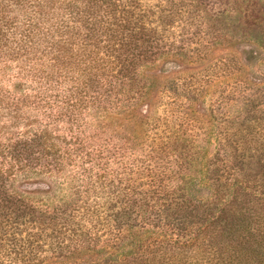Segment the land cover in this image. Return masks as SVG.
<instances>
[{"label": "rangeland", "instance_id": "rangeland-1", "mask_svg": "<svg viewBox=\"0 0 264 264\" xmlns=\"http://www.w3.org/2000/svg\"><path fill=\"white\" fill-rule=\"evenodd\" d=\"M137 2L144 26L163 36L160 50L140 54L124 78L105 70L104 47L114 43L105 36L83 42L75 29L53 19L33 32L35 21L15 1L0 14V139L38 132L57 159L51 174L14 184L44 214L37 225L46 245L34 252L43 264L98 259L91 252L78 259L51 256L54 232L45 214L65 207L60 197L72 200L68 213L100 245L116 237L120 222L112 215L119 194L128 190L160 210L173 198L162 215L185 231L191 245L207 212L208 219L214 216L216 181L233 176L242 184L218 222V242L230 237L229 221L247 238L255 234L248 228L255 214L243 210L241 216L246 204L240 195L264 180L262 147L250 142L264 137V0ZM125 50L134 51L132 45ZM189 175L196 184L186 185L185 199L190 207L206 208L180 206L182 178ZM158 234L154 228L149 233L152 239Z\"/></svg>", "mask_w": 264, "mask_h": 264}, {"label": "trees", "instance_id": "trees-1", "mask_svg": "<svg viewBox=\"0 0 264 264\" xmlns=\"http://www.w3.org/2000/svg\"><path fill=\"white\" fill-rule=\"evenodd\" d=\"M13 1L14 5L23 6L24 16L35 21L30 27L33 32H38L39 25L53 19L66 28L70 26L71 31L75 29L78 38L83 42L88 39L97 41L101 36L114 42L107 43L104 47L108 58L104 60L109 61L105 70L110 68L112 74L116 71L121 78L127 76L125 71L129 68L136 67L134 60L140 54L144 56L149 49L160 50L161 47L160 39L163 35L154 34V29L144 26L142 21L145 12L141 10L137 0H0L1 15L3 9L8 4H13ZM1 15L0 39L3 37L5 24ZM130 45L137 54H134V51L127 54L131 50L125 48ZM105 75H108L107 72L101 77ZM252 141L262 147L260 150L264 161V137L260 142L250 140ZM44 144V136L41 137L38 132L28 136H2L0 139V258H5V262L3 259L0 264H43L37 261L34 252L37 251L35 248L46 245L42 237L44 234L38 231L42 225H37L38 221L44 218V214L38 212L17 191L14 184L18 180V184H21L25 179H29L26 176L35 179L37 176L52 173L57 159ZM260 166L264 168V164ZM256 175L253 179H258L255 178ZM261 176L264 177V172ZM182 179L181 191L184 195H181L183 202L180 206L183 205V210L206 208L203 205L190 207V201L185 199L188 193L186 185L196 184V178L189 175ZM262 182L261 179L256 181L254 186L250 187V192L240 195L241 202L246 204L240 211L241 216L244 217L243 210H253L255 214L250 218L251 225L248 227L255 229L253 239L247 238L242 230L237 231L229 221L225 223L230 226L227 230L230 237L226 241L223 240L226 242L223 245L218 242V236L221 237V232L216 230L218 222L223 218L226 206L229 207V203L236 201L237 196H233V189L242 184L230 176L222 182L216 181L215 191L211 196V202L216 204L214 216L208 219L210 211L207 212L206 220L204 218L200 221H205L201 224L203 227L199 229L200 232L193 238L191 245L185 238V231L172 225L165 214L162 215L164 206L160 210L141 203V198L133 199L128 190L114 200V205L119 207L112 215V221L120 222L114 241L100 245L99 237L83 232L80 221L68 213L72 200L60 197L65 207L56 209L52 216L45 214L48 217L46 226L49 231L54 232L49 238L50 254L54 258L66 259H78L84 252L98 256L97 260H90L86 264H264V180ZM142 201H145L144 197ZM173 202V198L166 200L164 211ZM90 216V220L98 224L96 214ZM203 216L205 217V214ZM107 217L109 218L108 215ZM57 225H63L65 229L71 226V229L60 234L54 230ZM152 228L159 231L160 239L150 238ZM183 238L185 240L182 242Z\"/></svg>", "mask_w": 264, "mask_h": 264}]
</instances>
